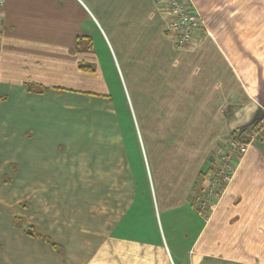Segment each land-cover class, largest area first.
I'll return each instance as SVG.
<instances>
[{"label": "crops", "instance_id": "1", "mask_svg": "<svg viewBox=\"0 0 264 264\" xmlns=\"http://www.w3.org/2000/svg\"><path fill=\"white\" fill-rule=\"evenodd\" d=\"M186 1L206 30L189 50L163 0H6L0 264H264L263 142L196 210L226 143L264 119V0ZM95 32L148 98L140 165L101 68L80 69Z\"/></svg>", "mask_w": 264, "mask_h": 264}, {"label": "built area", "instance_id": "2", "mask_svg": "<svg viewBox=\"0 0 264 264\" xmlns=\"http://www.w3.org/2000/svg\"><path fill=\"white\" fill-rule=\"evenodd\" d=\"M6 0H0V40L3 31V14ZM163 13L166 19V31L178 50H189L199 46L204 25L194 6L186 0H163ZM243 140L230 138L225 149L218 155L213 167L206 174L201 195L196 203V210L208 217L213 206L220 201L231 182L239 162L249 148L264 143V119L243 136Z\"/></svg>", "mask_w": 264, "mask_h": 264}, {"label": "rangeland", "instance_id": "3", "mask_svg": "<svg viewBox=\"0 0 264 264\" xmlns=\"http://www.w3.org/2000/svg\"><path fill=\"white\" fill-rule=\"evenodd\" d=\"M200 18L204 25V21L201 16ZM203 27L205 30V25ZM204 33H206V30L204 31ZM93 37V45L88 48H82L84 50L82 52L84 60L80 62V69L87 70L89 72L88 74H91L94 69L93 65H95V67L101 68L103 81L107 87L109 94L112 96L117 105L122 127L127 131V137L129 140L128 144L131 150V155L135 154L134 159L136 160V163L138 162L139 164L137 152L140 151V148L139 145H137L135 142L136 134L139 133L137 127L136 129H133L132 125L134 124L135 126H138L136 117L139 122L142 119V114L139 112L138 97L142 96L143 99L148 98L145 92H143L142 94H138L136 93L134 87L131 86L129 78L126 75L125 67L121 61L120 53L116 51L115 56L112 55V51L110 50L109 52L110 46L106 41L103 40L101 36L98 35V33L96 34L95 32ZM82 46H85V44H83ZM92 57H94L95 62L92 61ZM82 78L84 77L80 75V81L82 80ZM98 81L99 80H97L96 82L97 87ZM139 81H141V79H139ZM140 85H143V81L140 83ZM95 89L97 91H102V88L100 87ZM141 90H144V88H142ZM130 103L132 104L130 105ZM132 122L134 123L132 124Z\"/></svg>", "mask_w": 264, "mask_h": 264}, {"label": "trees", "instance_id": "4", "mask_svg": "<svg viewBox=\"0 0 264 264\" xmlns=\"http://www.w3.org/2000/svg\"><path fill=\"white\" fill-rule=\"evenodd\" d=\"M82 68H83V67H82ZM255 124H256V123H255ZM255 124H253V125H255ZM253 125H252V126H253ZM252 126H251V127H252ZM251 127H250V128H251ZM247 130H249V128L242 129V130H240V131L234 133V135H233L232 137L235 138V139L243 140L242 136H243V134H244Z\"/></svg>", "mask_w": 264, "mask_h": 264}]
</instances>
